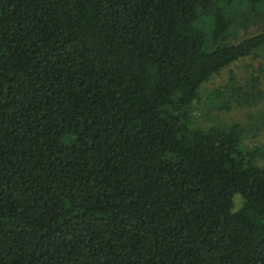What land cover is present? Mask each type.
<instances>
[{"label":"trees","instance_id":"16d2710c","mask_svg":"<svg viewBox=\"0 0 264 264\" xmlns=\"http://www.w3.org/2000/svg\"><path fill=\"white\" fill-rule=\"evenodd\" d=\"M263 20L264 0H0V264H264V110L192 108ZM207 99L257 106L264 66Z\"/></svg>","mask_w":264,"mask_h":264},{"label":"rangeland","instance_id":"374dc122","mask_svg":"<svg viewBox=\"0 0 264 264\" xmlns=\"http://www.w3.org/2000/svg\"><path fill=\"white\" fill-rule=\"evenodd\" d=\"M264 26L263 22L260 24H254L249 27V30L240 29V34L238 40H241L247 36L257 34L261 32L262 27ZM259 65L264 66V49L260 51L259 54L252 55L251 57L245 58L244 60L238 61L233 64L230 68L224 70L221 74L216 75L211 81H209L204 88L202 99L196 104H193V112L195 115L194 121L197 124L210 126L215 124L216 122H242V123H251L250 116L257 115L260 111L264 110V101L259 103L257 106H247L243 108H231L228 110H216L214 109L212 112L207 111V94L210 90H213L216 87L221 85H225L229 82L230 77H234L238 82H244V78L250 77L254 74L255 68H258ZM253 121V120H252ZM256 121V119L254 120ZM256 132H252L249 134L248 138L245 141L246 146L255 147L259 146L264 149V128L255 129ZM259 164L264 165V157L259 158ZM240 199H238V203L240 204Z\"/></svg>","mask_w":264,"mask_h":264}]
</instances>
